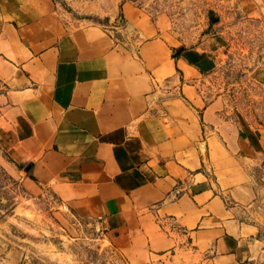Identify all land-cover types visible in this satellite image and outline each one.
<instances>
[{"label":"crops","instance_id":"obj_1","mask_svg":"<svg viewBox=\"0 0 264 264\" xmlns=\"http://www.w3.org/2000/svg\"><path fill=\"white\" fill-rule=\"evenodd\" d=\"M109 16L0 0V147L131 264H264L243 215L264 128L205 99L201 50L172 45L130 0Z\"/></svg>","mask_w":264,"mask_h":264},{"label":"rangeland","instance_id":"obj_2","mask_svg":"<svg viewBox=\"0 0 264 264\" xmlns=\"http://www.w3.org/2000/svg\"><path fill=\"white\" fill-rule=\"evenodd\" d=\"M75 19L113 25L119 0H55ZM165 29L172 44L208 60L199 90L224 99L237 117L264 128V0H130ZM125 22L123 21V25ZM264 162L253 166V201L244 219L264 238ZM0 147V264H131L103 228L69 211L50 192H35Z\"/></svg>","mask_w":264,"mask_h":264}]
</instances>
